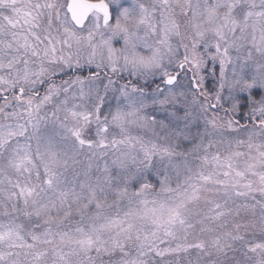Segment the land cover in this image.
<instances>
[{"label":"snow or ice","instance_id":"snow-or-ice-1","mask_svg":"<svg viewBox=\"0 0 264 264\" xmlns=\"http://www.w3.org/2000/svg\"><path fill=\"white\" fill-rule=\"evenodd\" d=\"M0 264H264V0H0Z\"/></svg>","mask_w":264,"mask_h":264}]
</instances>
